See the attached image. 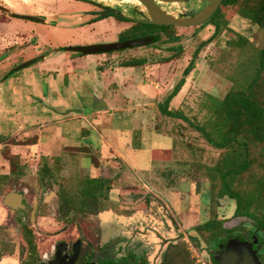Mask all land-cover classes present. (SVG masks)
I'll use <instances>...</instances> for the list:
<instances>
[{"label": "rangeland", "instance_id": "rangeland-1", "mask_svg": "<svg viewBox=\"0 0 264 264\" xmlns=\"http://www.w3.org/2000/svg\"><path fill=\"white\" fill-rule=\"evenodd\" d=\"M72 1L78 3L83 0ZM72 1L0 0V7L11 13L45 20V23L41 24L14 18L19 20L15 22L10 15L0 13V49L9 43L42 50L44 54L54 50L46 58L55 55L57 59L60 58L58 55H65L64 58L59 59L63 61L65 58L79 57L77 53L61 50L79 46L74 44L73 39L81 33L86 35L90 32L102 40H108L109 36L116 33L118 41L121 42L155 35L158 41L141 48L105 54L108 56L102 61L101 67L108 68L107 78L95 72L85 77L87 84L85 87L88 90L84 92L67 77L61 76V80L55 82L50 81L51 76L47 79L32 80L30 73L35 71L34 66L41 64L43 60L37 61L26 69L15 71L16 67L35 57L30 60L19 57L18 64L15 66L0 65V138L8 134V132L4 133L5 131L14 132L20 128L30 135L25 144H37L39 130L43 129V124H48L44 134L53 131L61 133L65 145H68L67 139L74 138L73 133L84 121L72 120L71 114L63 117L54 112L48 114L49 112L43 110L40 105L43 104L42 99L34 100L33 98L38 92H42L44 96L50 94L53 98L57 95L68 99L73 103L72 108L75 109L72 115L77 114L75 113L77 109L78 115L83 117L104 109L107 113L106 121L113 125L114 129L130 123L131 112L128 111V107L140 104L142 101L146 102L145 98L149 97L147 94L149 93L156 105L146 114H150L149 111L152 113V128L156 126V129L164 131L156 135V141L161 143L162 148H168L171 143L166 134L177 139L181 137L184 145L173 152V161L167 166L170 168L172 177L168 182L159 177L155 172V166L141 169L137 165L123 164L120 160L116 164L118 160H113L102 173L103 177L110 179L107 185L102 189L99 187L95 189L94 186L90 187L93 181L87 178L89 175H83L84 172L75 165L77 163L70 165L62 161L64 154L43 156L36 150L27 149L19 150L18 156H12L7 145L15 144V139L18 138L12 141L1 139L0 264H20L24 260V255L27 254V246L24 242L30 240L31 236L35 238L37 245H40L39 248L45 249L51 241H55L58 231L63 228L74 230L76 224L78 227H88L89 230L98 234V229L95 230L94 227L99 225L97 218L91 216L100 214L104 221V212L111 214L106 216L108 221L103 222L104 225L109 228L112 226L109 238L104 239L105 243L115 241L110 248L117 245L111 251L112 255L118 254L122 247L125 248V255L129 259L137 257L132 258L133 261L144 260L146 264H162L164 261H167V264H206L208 256L214 252L219 239L232 232L250 233L255 226L252 219L236 218L234 216L235 201L222 196L219 172L225 165L224 159L233 158L239 153L234 150L236 146L219 150L188 122L167 117L163 112L164 103L172 89L183 80L184 84L180 92L167 106V111L181 112L195 127H200L210 134L213 142H221L222 127L214 118L215 106L219 105L230 91L242 87L241 78L245 76V79L249 77L247 80H250L256 66L255 63L251 66L252 68L247 66L246 59L250 57V53L245 52L240 55L241 50L235 43L242 36L248 39L255 49H260L264 32L240 17L236 8L221 12L223 23L225 22L227 27L213 39L211 37L215 30L212 26L174 28L139 25L133 27V24L127 20L122 19L127 22L121 23L116 16L99 18L98 20L102 19L99 21L100 25L89 28L90 25L85 27L86 23L78 21V16L84 13L77 9L73 10ZM100 5L135 19H138L137 9L144 11L142 7L126 0H104ZM158 5L165 13L178 18L195 14L206 6L201 1L158 3ZM96 22L98 21L93 23ZM15 23L35 29H20ZM115 25L119 27L114 28ZM54 33L59 34V38L61 36V41L66 45H59V38L55 39ZM195 53H197L195 68L186 76L184 71ZM125 63H134L138 66L137 74L142 78L136 82L128 78L127 74L126 77L122 73L118 74V79L120 76V79H125L127 87L121 102L126 108L119 112L110 111L106 104L100 103L97 104L98 109L93 110L90 100L92 101L94 96L89 92L92 85L98 81L103 82L105 78L107 86V82L113 80V73L116 71L110 73V69L121 68ZM40 72L34 75H41ZM145 89L148 90L147 93ZM15 93L23 97L12 99ZM132 93L137 94L133 96ZM128 95L132 98L128 99ZM74 102H79V105ZM10 104L17 111L7 112ZM3 112L7 113L3 114ZM62 120L65 121L62 123L60 122ZM89 120L87 117L86 121L89 122ZM143 124L146 125L147 121L143 120ZM150 140H152L151 137ZM16 144L22 145L23 142ZM251 145V158L255 159L256 165L239 178L243 182L241 185V182L237 180L233 186L244 197L255 190L258 180L264 178V145L253 143ZM90 162L89 158L82 160L83 165L89 168L93 166ZM163 188L165 192H162ZM90 190L93 193H90ZM12 192L25 193L28 206L25 212L15 213L4 204L5 197ZM58 200H61L60 205L64 202L65 204L76 203V206L84 204L86 209L81 207L72 212L73 206L67 210L60 207L62 211L60 214ZM259 203L260 200L254 201L250 211L261 219L264 211ZM67 219H72L73 224L69 225ZM21 220H25V223H21ZM172 221L176 225H172ZM213 221L222 223V226L217 224L213 231L199 229ZM130 235H134L135 238L124 240L123 237L130 238ZM98 236L99 238L94 237L95 245H100L102 240L100 234ZM176 243L181 246L177 247Z\"/></svg>", "mask_w": 264, "mask_h": 264}, {"label": "crops", "instance_id": "crops-1", "mask_svg": "<svg viewBox=\"0 0 264 264\" xmlns=\"http://www.w3.org/2000/svg\"><path fill=\"white\" fill-rule=\"evenodd\" d=\"M72 1V0H70ZM73 2V1H72ZM74 3V9L73 10H80L84 15L78 16L79 22L86 23L85 27L89 28H95L100 25L101 22L91 23L89 24V20L93 18V16L87 15L86 12L95 10L93 7L82 4L80 2ZM1 13V12H0ZM2 14V13H1ZM92 17V18H91ZM12 21L19 22V20L13 19ZM20 27V29H35L31 26H25L20 23H15ZM114 28H118L119 25L113 26ZM93 33L88 32V34L84 35L81 33V35H76L73 39L75 45L79 46H85V45H93L98 43H112L118 41V34H114L109 36L110 38L106 41H103L102 39H98L97 36L92 35ZM10 35V34H9ZM59 34L54 33L53 37L59 38ZM117 35V36H116ZM121 35V33H120ZM42 38V37H41ZM62 37L60 36L59 45H66L63 41H61ZM43 39V38H42ZM57 41V40H55ZM36 48V47H34ZM42 50L33 49L29 46H23L21 47L18 44H9L6 43L5 46H3L0 49V65H10L13 64V66L17 65V59L19 57H25L26 60H30L32 58H36L39 55L41 56L44 54L41 52ZM54 50L49 51L48 53L52 54ZM125 53V52H124ZM122 53V54H124ZM55 56V55H54ZM49 56V58H44L43 62L39 65L34 66L35 71L31 72L30 78L34 81L37 79H47L50 76L52 77L50 81H60V77H67L70 80L74 81V85L80 86L82 92L87 91L85 85L87 86L85 82V77L90 76V74H93L94 72L99 74V76L106 77L108 68L105 67V69H102L104 67L102 64V61L106 59L108 55H102V56H90V57H70L65 58V60H59L65 57V55H58L60 58L55 59L56 57ZM128 63H125L122 65L121 68H111L110 73H113L114 70H116L113 73V80H110L107 82L106 86V79L104 78L103 82L98 81L95 84L92 85V89L89 90V92L92 93L94 96L93 100L90 102L92 103L93 110L97 108V104H106L108 107L107 109L112 111L115 110L116 112H119L123 110L124 107L121 102L123 101L122 97L125 92V79L122 80L118 79V74H121L123 76L128 78H131L133 81H140L141 75H138V70L135 64H133V67H127ZM125 66V67H123ZM38 71H41L39 74L41 75H34ZM28 75V74H27ZM28 77V76H27ZM107 78V77H106ZM62 81H66L62 79ZM52 82V84H54ZM157 88V87H156ZM40 89V88H39ZM37 90V89H36ZM39 91V90H38ZM145 92L147 93L148 90L145 89ZM80 93V92H78ZM133 96H136L137 93H132ZM149 97L145 98L146 102L142 101L140 104L132 105L128 107V111L131 112L130 115V123L124 124L117 127L112 128L113 125L108 124V121H106L105 116L107 113L104 111V109H99L98 111H94L89 114V116H81L78 115V109L75 111L77 113L76 115H72L74 108H72V104L68 99H63L58 97L57 95L53 98L49 95L44 96L42 92H38V94L34 95L33 98L35 99H42V103L40 104L42 109L47 111L48 114L50 112H54L58 116H65L71 114V119H79L80 121H84L83 124H80L76 131L73 133L74 138L67 139V144L65 145L64 139L61 137V133L57 131H53L49 134H44V129H46V125L43 124L42 128L39 130V139L37 144H25V142L28 140L27 138H30L28 133L24 129L17 128L14 132L12 130L5 131L4 133H7L4 137L0 138V140H7L12 141L15 139V144H9V150L10 154L12 156H18L17 153L19 150L25 151L27 149H30L32 151H37L38 153H42L43 156L47 155H60L64 154V157H62L63 162H67L70 165H73L75 163L76 166H79V169L84 172L83 175H89L90 180H101V181H108L110 180L108 177H103L102 173L106 166L113 162V160H118L116 164L119 163V160L124 164H133L137 165L141 169H148L150 167L155 166L156 170L155 172L159 175V177L162 180H169L172 179L169 170L167 166L173 161V152L175 150H178L179 147L184 145L182 143L181 137L177 139L176 137H171L165 134L166 137L170 138L169 142L171 143L168 148L164 149L161 147V143H158L156 141V135L160 134L161 132L159 129H156V126L153 127V122H151V116L152 113L149 111L150 114H146L148 110H151L156 103L152 101V97L149 93H147ZM131 95H128V99H131ZM23 96H19L15 93V97L12 95V99L16 98L19 99ZM137 98V97H136ZM133 100V99H132ZM136 99H134L135 101ZM139 100V98H138ZM154 100V99H153ZM49 101V103L47 102ZM130 101V100H128ZM149 101V102H148ZM152 101V102H151ZM77 105H79V102H76ZM74 102V104H76ZM89 105V104H88ZM9 113L17 111V109L10 104L8 106ZM98 109V108H97ZM96 109V110H97ZM102 111V112H101ZM7 112H3V114H6ZM74 113V114H75ZM16 115V113H14ZM20 116V115H16ZM87 117L91 120L86 121ZM104 117V118H103ZM102 118V120H101ZM149 118V119H148ZM143 120L147 121V124H143ZM62 120L60 122L63 123ZM38 122V121H37ZM59 123V122H57ZM41 124V125H42ZM143 127V128H142ZM145 127V128H144ZM156 129V130H155ZM50 132V131H49ZM154 132V133H153ZM150 137L152 140H150ZM147 138V139H145ZM161 140V139H159ZM22 141L23 144H16L18 142ZM71 142V144H70ZM13 143V142H12ZM1 146V145H0ZM2 147V146H1ZM23 148V149H22ZM28 150V151H30ZM29 153V152H28ZM24 153V154H28ZM27 156V155H26ZM83 158H89L90 163L93 165L91 168L86 167L83 165L82 160ZM0 164H2V161L0 160ZM8 169V167H7ZM159 169H162L159 171ZM162 192H165L164 189ZM109 214H104L103 219L105 221H108L106 216ZM115 218V216H114Z\"/></svg>", "mask_w": 264, "mask_h": 264}, {"label": "trees", "instance_id": "trees-1", "mask_svg": "<svg viewBox=\"0 0 264 264\" xmlns=\"http://www.w3.org/2000/svg\"><path fill=\"white\" fill-rule=\"evenodd\" d=\"M234 8L237 9V13L240 17L257 26L264 32V0H224L214 16L201 26V28L207 26L214 27L215 31L211 39L217 37L223 28L227 27L225 22L223 23V15L221 12ZM118 20L127 22L122 19ZM141 26L146 27L148 25ZM157 41V38H155L154 43ZM204 44L203 46H205ZM235 44L241 50L240 55L245 54V52L250 53V57L246 59L247 66L252 68L251 66L254 65L253 63H255L256 66H254L253 76L250 79L251 81L247 80L249 77L246 79L244 78L245 76L243 77L244 79L241 78L240 83L242 87L230 91L225 96L224 100L219 105L217 104L215 106L213 112L214 118L216 121L218 120V122H220L222 127L221 142H213L210 134L206 133L205 130L200 127H195L181 112L167 111V106L180 92L184 84L183 80L172 89L171 94L164 103L163 112L167 117L174 119L179 118L184 122H188L198 132L203 134L210 144L219 150H225L228 147L236 146L234 150L238 151L239 154H236L233 158L226 157L224 159L225 165H223L222 170L219 172L223 189L222 196L229 197L231 200L235 201V217L252 219L257 227L264 228V213L262 218L259 219L250 211L252 203L254 201L259 202V200V205L264 211V178L258 180L256 183L257 185L254 187L255 190L249 192L246 197L233 187L234 182L237 180L241 182V185L243 182L239 178L248 173L251 168L256 165L255 159L251 158V143L264 145V39L262 48L260 49H255L252 43L242 36L238 38ZM61 51H65V49ZM196 57L197 53L194 54L192 60L185 69L184 74L186 76L194 70ZM133 64L134 63H128L127 67H133ZM106 185L107 183L104 181L96 180L91 183L90 187L94 186L95 189L97 187L102 189ZM90 193H93V191L90 190ZM204 228L208 231L213 230L215 228V221L206 225ZM177 247L175 248L178 249ZM163 264H167V261H164Z\"/></svg>", "mask_w": 264, "mask_h": 264}, {"label": "flooded vegetation", "instance_id": "flooded-vegetation-1", "mask_svg": "<svg viewBox=\"0 0 264 264\" xmlns=\"http://www.w3.org/2000/svg\"><path fill=\"white\" fill-rule=\"evenodd\" d=\"M80 3L89 5L95 9V10L86 12L87 15L93 16V18L88 21L89 24H91L95 21H98V19L101 17V13H104L103 9L100 6H98L97 4H94V3L89 2L87 0H83ZM1 13H4V12H1ZM10 17H12V16H10ZM12 18L14 19L16 17H12ZM17 19H19V18H17ZM140 19H143V18H140ZM20 20H23V19H20ZM26 21H28V20H26ZM99 21H102V20H99ZM35 23H37V22H35ZM121 23L124 24L126 22H121ZM129 23L133 24V27H135L136 25H141V24L135 23L133 21H129ZM150 37L154 38V40L156 38L155 35L150 36ZM85 46H87V45H85ZM55 51H60V50L55 49ZM65 52H66V48H65ZM82 57L83 56H81L79 54L78 58H82ZM84 57H90V56H84ZM92 181H96V180H92ZM104 182L108 183V181H104ZM74 183L77 186V183L76 182H74ZM163 189H165V188H163ZM12 193H14V194H16L22 198V200H21L22 201L21 202L22 207L18 208V210H14V209H11V210H13V212H15V213L21 212V211L25 212L26 209L28 208L27 200L25 198V193H22V192H20V193L19 192H12ZM60 201L58 200V202H59L58 213H59L60 207L67 210L71 206H73V207H71L72 212H75L78 208H81V207H82L81 209H86V205H84V204H82V205L78 204L76 206V203L75 204H69V203L65 204V202H64L60 205ZM104 213L111 215L108 212H104ZM60 214H62L61 210H60ZM91 217H96L97 222L99 224V225L94 226V227H95V230H96V228L98 229V234H100V236H101L102 240H100V245H95V242H94L95 236L97 238H99L98 234L89 230L88 227L87 228H83L82 226L78 227V225L76 224L74 230H69V228H63L62 230L58 231L55 241H53V242L51 241L50 244L48 245V247L45 249L43 247L39 248L40 245H37V243L35 242V238L31 236L30 240H28L27 242L26 241L24 242V243H26V246H27V254L24 255V260H22L20 262V264H146V262L144 260L133 261L132 258H137V257H132L131 259H129L128 256L125 255V251H126L125 248L123 249L122 247H120L121 249L119 250L121 252V253L119 252L120 254L118 253V254L112 255L111 251L113 249H115V247L117 245H114L111 248H110V245H112L113 242H115V241H108L105 243V240H104L105 238H109L110 228H112V226L110 228H109V226L108 227L105 226L104 223L106 221L105 220L102 221L100 214H98L97 216L93 215ZM67 222L69 223V225L73 224L72 219H67ZM21 223H25V220H21ZM210 223L211 222H209L208 224H210ZM208 224H206V225H208ZM217 224L219 226H222V223L215 221V228H216ZM172 225H176L174 221H172ZM206 225L199 227V229L201 228V229L206 230V228H204ZM175 227H177V226H175ZM252 228L253 229L250 233L242 234V232L241 233L240 232H232V233H230V235H228L222 239H219V241L217 242V244L214 248V252L208 256L205 263L206 264H219L218 260L221 259L222 254L225 252L228 244H230L231 242H234L233 245L240 244L241 246L245 247L247 250L250 249L251 252H253L257 256L260 264H264V250H263V248H264V240H263L264 239L263 238L264 228L257 227L256 225ZM104 229L108 230L107 233H106V230H104ZM213 230H211V231H213ZM206 231H208V230H206ZM123 238H124V240L126 238L128 240H130V239L133 240L132 238H135V236L130 235V238L127 236H125ZM169 240L172 241L174 239H169ZM176 245L178 246L179 243H176Z\"/></svg>", "mask_w": 264, "mask_h": 264}, {"label": "water", "instance_id": "water-1", "mask_svg": "<svg viewBox=\"0 0 264 264\" xmlns=\"http://www.w3.org/2000/svg\"><path fill=\"white\" fill-rule=\"evenodd\" d=\"M94 4H97L103 9L104 13H101L100 18H107L109 16H116L123 20L133 21L135 23L141 25H148V26H165V27H174V28H192L202 26L207 23L214 14L218 11L221 4L224 0H137L144 11L137 12L138 19L130 18L122 14L121 12L104 7L100 5V3L87 0ZM188 1H201L206 4V6L199 12L195 14H191L189 16H185L182 18L174 17L168 13H165L158 3H183ZM0 11L4 12L7 15L12 17H16L23 20L33 21L37 23H45L44 19L33 17V16H26V15H17L11 13L7 9L0 7ZM143 19H140V18ZM145 18V19H144ZM154 43V38H142L136 39L132 41H117L112 43H103V44H93L87 46H71L66 48V52L70 53H78L81 56H97V55H105L110 54L113 52L121 51V50H128L134 48H141ZM53 52V51H52ZM50 53L43 54L31 61L23 63L15 68V71H20L26 69L33 64H35L39 60H43L46 58ZM22 198L14 193H10L4 199V204L14 210H18L21 208V201ZM234 242H231L226 247L225 252L222 254L221 259L218 260L219 264H260L257 256L251 252V250H247L245 247L241 246L240 244L233 245Z\"/></svg>", "mask_w": 264, "mask_h": 264}, {"label": "bare ground", "instance_id": "bare-ground-1", "mask_svg": "<svg viewBox=\"0 0 264 264\" xmlns=\"http://www.w3.org/2000/svg\"><path fill=\"white\" fill-rule=\"evenodd\" d=\"M95 2L101 3L104 0H94ZM129 3H134L135 5L139 6L140 3L137 0H126ZM160 6V5H159ZM161 7V6H160Z\"/></svg>", "mask_w": 264, "mask_h": 264}]
</instances>
